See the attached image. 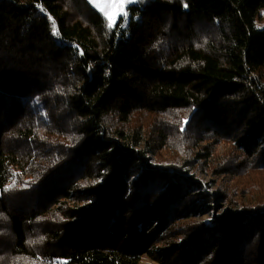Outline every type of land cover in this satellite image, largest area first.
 <instances>
[{
    "label": "trees",
    "instance_id": "16d2710c",
    "mask_svg": "<svg viewBox=\"0 0 264 264\" xmlns=\"http://www.w3.org/2000/svg\"><path fill=\"white\" fill-rule=\"evenodd\" d=\"M263 10L0 0V264H264Z\"/></svg>",
    "mask_w": 264,
    "mask_h": 264
},
{
    "label": "snow or ice",
    "instance_id": "6c2138e0",
    "mask_svg": "<svg viewBox=\"0 0 264 264\" xmlns=\"http://www.w3.org/2000/svg\"><path fill=\"white\" fill-rule=\"evenodd\" d=\"M133 2H138V0H89V3L105 18L106 26L109 29H112L115 26V21L121 17H123V20L120 26H124L127 23V7ZM41 11H43L42 8ZM49 19H51V17H49ZM52 34L54 36L59 35L54 23L52 25ZM12 186H14V184L10 185V187Z\"/></svg>",
    "mask_w": 264,
    "mask_h": 264
},
{
    "label": "rangeland",
    "instance_id": "374dc122",
    "mask_svg": "<svg viewBox=\"0 0 264 264\" xmlns=\"http://www.w3.org/2000/svg\"><path fill=\"white\" fill-rule=\"evenodd\" d=\"M139 1V0H138ZM88 2H89V0H88ZM138 2H133V3H130L129 5H128V7L129 6H131V5H135V4H137ZM91 6L92 7H94L92 4H91ZM127 7V8H128ZM95 8V7H94ZM96 9V8H95ZM97 10V9H96ZM98 11V10H97ZM127 16H128V12H127ZM122 18V17H121ZM120 19V18H119ZM119 19H117L116 21H115V25L117 24V22L119 21ZM256 25H257V28L258 29H264V10L263 11H261L260 13H259V17H258V19H257V22H256ZM199 124H197V127H199L198 126ZM161 127V126H160ZM160 127L159 128H155V130H158V129H160ZM215 149L217 150H220L221 148H220V146H215ZM171 154H173V153H171ZM214 177H217V176H215L214 175ZM213 176H210L209 178L208 177H205L204 179H205V181H208L209 179H211V180H213V178H214ZM247 178V177H246ZM246 178H240V176H237V177H234V178H231V179H225V180H223V185H227V184H232V183H234V182H238L239 180H241V183H242V185H244V186H248L249 187V185L250 184H248V179H246ZM217 181H219V182H221L222 181V178H218L217 179ZM227 209H229V208H224L223 206H222V209L220 210L221 212H224L225 210H227ZM219 213V215H221L222 213ZM208 215V214H207ZM207 215H205L204 216V218H202V219H199L200 221H205V222H209V221H211L212 220V217L211 216H207ZM141 264H157V263H155V262H153L152 260H150L149 258H144L143 259V261H142V263Z\"/></svg>",
    "mask_w": 264,
    "mask_h": 264
}]
</instances>
